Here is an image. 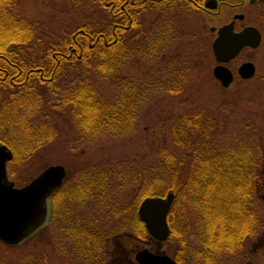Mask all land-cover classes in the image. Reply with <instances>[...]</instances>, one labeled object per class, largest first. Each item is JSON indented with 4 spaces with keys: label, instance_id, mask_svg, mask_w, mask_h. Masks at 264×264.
<instances>
[{
    "label": "trees",
    "instance_id": "1",
    "mask_svg": "<svg viewBox=\"0 0 264 264\" xmlns=\"http://www.w3.org/2000/svg\"><path fill=\"white\" fill-rule=\"evenodd\" d=\"M89 2L95 5L89 22L64 27L63 36L45 44L43 38L49 33L42 22L24 18L20 13L19 0H0V100L4 88L14 86L17 89L3 102L0 101V141L8 144L13 152L18 153V146L22 143L18 142L19 135L26 142L27 146L22 150L26 155L34 154L60 135V121L54 120L53 113H50L53 118L39 116L48 101L61 119L67 117L65 114L70 116L81 137H119L135 130L137 103L150 87H166L174 94L185 89L186 84L175 81L174 77L170 81L157 78L150 83L146 78H125L120 73L128 53L139 47L128 46L124 33L135 25L139 26L143 9L155 6L154 9L160 8L165 13L174 8V2ZM156 26L161 31L159 35L167 34L168 25L163 29L158 24ZM156 29L150 30L145 36L146 42L140 46L144 48L145 55L153 54L159 41L154 36ZM31 48L34 51L30 54ZM35 50L39 52L37 57H34ZM50 54L56 59L53 64L46 59ZM72 61L83 71L82 74L61 86L53 84L50 91L56 75L59 72L64 74L65 66ZM35 74L38 76H33ZM106 81L114 83L116 89L113 94L106 91ZM230 96L223 109H231L230 113H233L238 98L234 94ZM248 103H253V100ZM12 109L13 113L9 114ZM216 113L213 109L196 110L175 117L172 147L164 145L156 150L157 160L151 165H114L124 168L123 172L128 170L126 175L123 174L128 177L126 184L136 188L135 199L125 209L122 218L128 215L132 228L134 226L133 237L139 241L152 240L137 213L141 200L170 191L175 193L169 216L171 235L166 243L170 244L175 239L178 246L172 254L180 264H186L188 258L194 259L195 264H233L235 256L245 253L247 239L258 243V237L264 238V211L260 205L264 188V134L226 135L230 124L221 121V116ZM235 118L245 127L251 125V121L264 124V115L257 111L240 117L237 110ZM13 132L16 135L12 136ZM114 166L90 169L89 175H82L79 184L73 186L76 193L72 190L69 194L75 193L77 197L81 192L82 200L90 199L87 204L92 207L106 203L102 197L113 187L110 177L115 174ZM66 186L67 178L53 194V220H56L59 210L55 197ZM178 209L182 214L190 215L189 228H177L174 214ZM77 221H68L66 230L68 235L81 237L77 241L89 239L86 245L80 246L82 242L76 245L79 256H85L80 258L82 264H105V245L110 236L105 231L96 232L93 236L89 226H81L83 224ZM49 226L47 224L18 246L25 248L32 244L30 248L17 258H0V264H49L46 243L36 242L38 236L49 232ZM84 227L87 233L81 234L86 230ZM117 228L125 231V222L124 226L117 225ZM41 249L42 253H35ZM243 260H250V257L247 255Z\"/></svg>",
    "mask_w": 264,
    "mask_h": 264
},
{
    "label": "rangeland",
    "instance_id": "2",
    "mask_svg": "<svg viewBox=\"0 0 264 264\" xmlns=\"http://www.w3.org/2000/svg\"><path fill=\"white\" fill-rule=\"evenodd\" d=\"M19 5L20 13L24 18L43 23L49 33L43 38L45 44L54 42L63 36L62 29L64 27L89 22L88 18L92 17L90 14L93 13L95 6L89 0H19ZM154 8L155 6L143 9L140 13L139 26L135 25L133 29L124 33L126 44L139 46V49L131 51L134 53H130L132 55L128 53L127 60L120 69L121 76L125 78L137 77L139 80L146 78L145 80L150 83L155 82L157 78L170 81L174 77L175 81L177 79L181 81V84H186L184 90L174 94L166 90V87L160 88L154 85L150 87L143 95V99L137 103L138 120L135 123V130L125 136H99L90 139L81 137L74 122L69 119L70 116L65 114L67 117L64 120L61 119L59 113L52 109L49 101L42 107L39 116L44 118L45 115H49V117L53 115L55 121L59 120L60 135L32 155L22 152L27 145H25V141H22L23 136H18L19 144L22 142L18 146L19 151L18 153L13 152L16 157L13 156L12 160L7 163L8 178L14 181L16 187L24 186L49 165L62 164L67 170V186L55 197L56 205L59 206L56 220L51 217L49 221L50 233L47 231L45 235L38 236V240L36 239L38 244L46 243L49 264H82L83 260L80 258L85 256H79L76 250V245L82 242L77 239L81 237L73 234L68 235L66 230V226L71 220H79L77 222L83 224L81 226H89L88 230L92 232L93 236L96 232L104 231L110 236L105 245L107 255L105 264H138L135 253L144 247L157 253L166 252L173 257L172 251L178 246L175 239L169 244L166 241L158 242L153 238L152 240L139 241L133 237L134 226L132 228L128 215L125 218L122 216L125 209L129 207L128 205L134 201L136 188L126 184L128 177L126 178L124 175L128 170L123 172L124 168H120L121 171H119L120 169L114 165L124 163L136 166L147 164L149 166L156 162V150L164 145L172 147V122L178 115L190 111L213 109L217 112L216 114L221 116V121L230 124L226 135L236 133L235 136L242 137L252 132L264 134V124L259 125L257 121H251V125L245 127L244 123L235 121L237 110H239L240 117H244L248 112L256 111L264 115V80L256 78L253 83L232 85L228 89H223L213 74L215 59L211 48L214 35L209 31L211 24L208 22L206 27H203L202 13L190 6L188 7L190 9L185 11L184 8H180L178 3H175L174 8L165 13L160 8L158 10ZM169 12L170 14H168ZM95 18H98V14H95ZM156 24L162 29L168 25L169 29L165 36L159 35L161 31L156 29ZM154 29L157 33L154 36L159 41L155 45L153 54L145 55L144 48H140V46L146 42L145 36ZM29 50L31 54L34 48ZM262 51L264 52V48ZM38 53L36 51L34 57H37ZM46 59L50 64L56 62L51 54ZM257 63L261 67V72H264V63L260 60ZM65 68L64 74L59 72L56 75L50 91L53 90V84L61 86L83 72L76 66L75 61L69 62ZM105 89L109 94H113L116 88L114 83L106 81ZM14 91H17L14 86L4 88L0 101L3 102L9 93H14ZM233 94L238 98V101L235 102L238 103L237 107L233 110L236 114L230 113L231 109L229 110L227 107L226 111L223 109L225 108L223 105L227 103V99L229 101L232 97L230 95ZM251 100L253 103H248ZM11 113H13V109L10 110L9 114ZM228 113L229 115H227ZM221 125L224 127V123ZM13 133L12 136L16 135L15 132ZM112 166L116 170L115 174L110 177L113 187L110 191L107 190V193L102 197L107 204L92 207L87 204L90 199L82 200L81 192L77 193L79 196L76 197L73 186L79 184L78 181L82 175H89L87 172L92 168L102 169ZM124 178L126 179L124 180ZM72 190L75 193L70 195ZM262 193L260 205L264 211V188ZM98 212L102 214L98 215ZM127 212L126 214H128ZM174 215L177 228L180 230L182 227L189 228L191 223L188 221L190 216L188 213L182 214L178 209ZM52 221L53 224H51ZM124 222L125 231L117 228V225L124 226ZM84 229L86 228L84 227ZM86 233L87 229L82 230L81 234ZM258 238H260L258 243H254L251 239L246 240L245 253L235 256L233 264H264V238ZM88 241L89 239L84 240L80 246L86 245ZM31 245L18 248V245L10 246L0 241V258H17ZM42 250L35 251V253L40 254L43 252ZM247 255L250 260H243L247 258ZM195 262L194 259L188 258L186 264H195Z\"/></svg>",
    "mask_w": 264,
    "mask_h": 264
},
{
    "label": "water",
    "instance_id": "3",
    "mask_svg": "<svg viewBox=\"0 0 264 264\" xmlns=\"http://www.w3.org/2000/svg\"><path fill=\"white\" fill-rule=\"evenodd\" d=\"M206 6L211 8L215 4L208 0ZM215 29V26L211 27L212 31ZM260 41L261 34L257 28L248 27L241 33H234L232 23L226 24L218 29V35L212 42L213 55L217 61L227 62L244 45L257 47ZM240 71L244 77H252L255 66L245 63ZM213 74L225 87L233 80L231 71L222 64L214 66ZM13 156V150L0 141V241L10 246L23 243L45 226L49 200L67 176L64 165L52 164L24 186L16 187L7 173V163ZM174 199L175 193L170 191L166 195L147 196L139 204L138 215L158 242L166 241L171 234L169 214ZM135 259L138 264H179L168 253H157L148 247L138 249Z\"/></svg>",
    "mask_w": 264,
    "mask_h": 264
},
{
    "label": "flooded vegetation",
    "instance_id": "4",
    "mask_svg": "<svg viewBox=\"0 0 264 264\" xmlns=\"http://www.w3.org/2000/svg\"><path fill=\"white\" fill-rule=\"evenodd\" d=\"M160 1L154 0L156 3ZM163 1L178 3L185 11L191 7L196 8L204 18L203 27H206L208 22L211 24H209V31L214 38L218 35L220 27L230 23H232L234 33H241L248 27L257 28L261 34V41L257 47L244 45L239 53L227 62L217 61L215 57L214 59L215 65H224L233 75V80L227 87L217 79L223 89H228L232 85L250 84L255 82L256 78L264 80V72H261V67L257 63L258 60L264 63V52L262 51L264 48V0H211L215 4V7L211 8L206 6L208 0ZM212 26H215V31L211 30ZM245 63H252L255 66V74L252 77L246 78L242 75L240 68Z\"/></svg>",
    "mask_w": 264,
    "mask_h": 264
}]
</instances>
